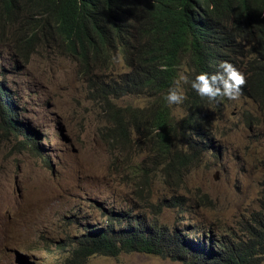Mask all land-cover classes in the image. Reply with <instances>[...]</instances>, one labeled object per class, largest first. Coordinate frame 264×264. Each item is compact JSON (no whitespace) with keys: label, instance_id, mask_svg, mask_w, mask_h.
Here are the masks:
<instances>
[{"label":"rangeland","instance_id":"1","mask_svg":"<svg viewBox=\"0 0 264 264\" xmlns=\"http://www.w3.org/2000/svg\"><path fill=\"white\" fill-rule=\"evenodd\" d=\"M35 31V20L24 17L0 36V83L18 120L38 133L42 152L23 144L0 114V264H64L67 246L106 225L108 212L171 229L192 223L200 232L218 225L241 234L263 200L264 111L243 98L226 104L212 121L213 141L199 146L193 164L186 160L180 178L168 164L179 165L173 153L158 155L134 134L141 124L133 126L132 114L146 105L144 96L100 100L79 64ZM109 72H126L121 57ZM172 110L179 123L184 109ZM176 197L185 205L169 207ZM88 263L188 264L140 252Z\"/></svg>","mask_w":264,"mask_h":264},{"label":"trees","instance_id":"2","mask_svg":"<svg viewBox=\"0 0 264 264\" xmlns=\"http://www.w3.org/2000/svg\"><path fill=\"white\" fill-rule=\"evenodd\" d=\"M24 17L35 20V32L46 43L79 64L100 100L146 96L147 104L132 114L133 126L141 124L134 134L158 155L169 158L173 153L179 165L174 160L168 164L180 178L186 160L193 164L199 146L211 141L212 121L230 101L200 97L191 87L196 75L217 72L220 62H231L246 76L240 97L264 111V0H0V36ZM118 57L126 72L112 77L109 71ZM180 73L188 83H182L185 114L177 123L164 97ZM11 99L0 83V114L40 157L39 135L18 120L20 112ZM123 134L128 136L126 129ZM183 205V198L168 202L169 207ZM108 214L106 225L87 228L67 246L70 255L64 264L132 252L188 264L264 261V191L259 211L241 234L226 233L218 225L200 232L192 223L193 228L171 229L158 221L149 225L124 213Z\"/></svg>","mask_w":264,"mask_h":264},{"label":"clouds","instance_id":"3","mask_svg":"<svg viewBox=\"0 0 264 264\" xmlns=\"http://www.w3.org/2000/svg\"><path fill=\"white\" fill-rule=\"evenodd\" d=\"M219 69V71L214 73L200 72L195 76V79L191 81V87L200 97L207 98L209 101H216L217 98L223 97L228 98L230 101L222 104L221 107L223 109L226 104L233 103L236 99L242 98L240 97L241 90L243 86L246 85L247 80L245 74L229 61L220 62ZM182 83H188V78L183 73H180L179 78L174 81V85L168 89L167 94L164 97L169 107L181 105L186 99L182 89ZM139 95L144 96L147 104L146 96L143 94ZM215 119L218 120L217 118ZM211 129V141L205 143H211L214 139L215 128L213 124L211 125ZM208 149L210 154L215 158L219 156V152L215 148L210 146Z\"/></svg>","mask_w":264,"mask_h":264},{"label":"bare ground","instance_id":"4","mask_svg":"<svg viewBox=\"0 0 264 264\" xmlns=\"http://www.w3.org/2000/svg\"><path fill=\"white\" fill-rule=\"evenodd\" d=\"M100 88V87H99ZM100 91V90H99ZM114 92V91H113ZM109 101V100H108ZM13 116V115H12ZM201 227V226H200ZM205 233V232H204ZM200 234V233H199ZM212 243V242H211ZM75 261V260H74ZM76 262V261H75Z\"/></svg>","mask_w":264,"mask_h":264}]
</instances>
